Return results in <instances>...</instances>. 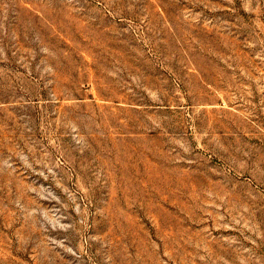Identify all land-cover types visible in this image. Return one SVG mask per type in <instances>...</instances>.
<instances>
[{
    "label": "rangeland",
    "instance_id": "1",
    "mask_svg": "<svg viewBox=\"0 0 264 264\" xmlns=\"http://www.w3.org/2000/svg\"><path fill=\"white\" fill-rule=\"evenodd\" d=\"M0 264H264V0H0Z\"/></svg>",
    "mask_w": 264,
    "mask_h": 264
}]
</instances>
